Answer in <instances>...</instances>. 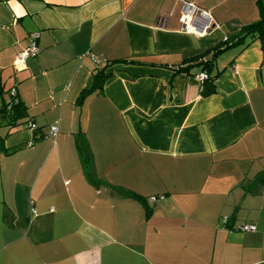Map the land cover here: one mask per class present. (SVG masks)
I'll return each mask as SVG.
<instances>
[{"label":"crops","instance_id":"obj_1","mask_svg":"<svg viewBox=\"0 0 264 264\" xmlns=\"http://www.w3.org/2000/svg\"><path fill=\"white\" fill-rule=\"evenodd\" d=\"M182 1L209 32L181 22ZM182 1L0 0V109L12 90L21 106L0 114V264H264V40L229 45L264 0Z\"/></svg>","mask_w":264,"mask_h":264},{"label":"trees","instance_id":"obj_2","mask_svg":"<svg viewBox=\"0 0 264 264\" xmlns=\"http://www.w3.org/2000/svg\"><path fill=\"white\" fill-rule=\"evenodd\" d=\"M247 38L248 39L257 38L260 40H264V6H260V20L256 23H253L249 26L244 27L242 31L238 34V36H236L234 39L229 40L230 42L229 45L231 46L239 45ZM219 52H220L219 50L213 51L211 53L210 59H207L208 61L201 60L200 63H198V66H201L202 73H205L207 75V78L200 82L203 85L202 95L204 97L212 95L214 93L213 81L215 79V76L211 75L210 73L212 72L214 58ZM197 60H194V61L196 62ZM190 62H193V60ZM104 69L105 68L101 70H96V72L92 75L91 80H90V85L86 87L77 98V101H76L77 106H81L84 100L88 96H90L92 93L96 91H100L103 88V85L105 84V82L110 76L109 74H106L104 72ZM0 91H1V86H0ZM10 105L11 107L8 108V110H7V106L2 107L0 109V114L3 115L2 117L4 118H7L6 116H9L12 114V119L16 120L17 113L20 112L21 106L19 103L12 104V102ZM76 147L80 155L81 163L84 166V168L87 170L86 175H87L88 180L92 184H95L93 182L94 180L91 179V175L89 172V166L91 162V153L89 149L87 148L86 144L82 141L80 137L76 142ZM257 181L259 183H262V185L264 184V171H262L261 174L258 175ZM123 196L126 198L134 199L136 201L144 202V199H142L141 197L131 192H124ZM150 213H151V210L149 209V207H146L145 208V218L146 219L150 217Z\"/></svg>","mask_w":264,"mask_h":264},{"label":"built area","instance_id":"obj_3","mask_svg":"<svg viewBox=\"0 0 264 264\" xmlns=\"http://www.w3.org/2000/svg\"><path fill=\"white\" fill-rule=\"evenodd\" d=\"M182 1V0H181ZM182 15H181V22L188 25V29L193 32L196 35H204L207 32L210 31V29L214 26L213 19L211 15L196 7L195 5L191 3H187L182 1ZM36 39L37 35H32L30 38V44L28 47L18 53L16 55L15 65L16 67H24L25 62L29 58H34L38 54V49L36 46ZM207 78V75L205 73H200L197 76V79L201 81L205 80ZM12 96V103H17L15 100V92L14 90L11 91ZM11 105L9 106V108ZM28 128L30 131H35L36 126L29 122ZM57 128L55 126H51L49 128V135L53 138L57 135ZM156 199H163V197H151L150 201H155ZM240 230L243 232H254L256 230L254 225H242L240 227Z\"/></svg>","mask_w":264,"mask_h":264},{"label":"rangeland","instance_id":"obj_4","mask_svg":"<svg viewBox=\"0 0 264 264\" xmlns=\"http://www.w3.org/2000/svg\"><path fill=\"white\" fill-rule=\"evenodd\" d=\"M7 161H9L8 163H13V158H9V159H7ZM141 262V261H140ZM139 262V263H140Z\"/></svg>","mask_w":264,"mask_h":264}]
</instances>
